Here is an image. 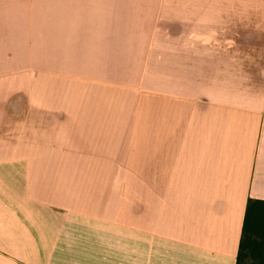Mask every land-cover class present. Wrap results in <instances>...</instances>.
Instances as JSON below:
<instances>
[{
    "label": "crops",
    "instance_id": "obj_1",
    "mask_svg": "<svg viewBox=\"0 0 264 264\" xmlns=\"http://www.w3.org/2000/svg\"><path fill=\"white\" fill-rule=\"evenodd\" d=\"M250 199L264 0H0V264H236Z\"/></svg>",
    "mask_w": 264,
    "mask_h": 264
},
{
    "label": "trees",
    "instance_id": "obj_2",
    "mask_svg": "<svg viewBox=\"0 0 264 264\" xmlns=\"http://www.w3.org/2000/svg\"><path fill=\"white\" fill-rule=\"evenodd\" d=\"M236 264H264V200L247 202Z\"/></svg>",
    "mask_w": 264,
    "mask_h": 264
},
{
    "label": "rangeland",
    "instance_id": "obj_3",
    "mask_svg": "<svg viewBox=\"0 0 264 264\" xmlns=\"http://www.w3.org/2000/svg\"><path fill=\"white\" fill-rule=\"evenodd\" d=\"M108 189L110 190L111 188H110V184H108ZM117 189V188H116Z\"/></svg>",
    "mask_w": 264,
    "mask_h": 264
}]
</instances>
